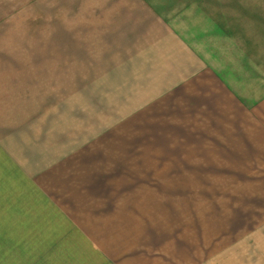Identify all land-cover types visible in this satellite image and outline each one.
Masks as SVG:
<instances>
[{"label":"crops","instance_id":"1","mask_svg":"<svg viewBox=\"0 0 264 264\" xmlns=\"http://www.w3.org/2000/svg\"><path fill=\"white\" fill-rule=\"evenodd\" d=\"M25 1L0 0V264L29 263L23 248H34L33 264H186L167 248L144 247L106 215L97 194L107 186L116 197L110 208L120 210L118 185L129 176L120 178L114 170L120 156L104 144L78 154L73 142L58 146L50 81L41 79L40 66H2L8 34L40 21L34 10L25 14ZM49 6L55 17H66L54 21L96 25L97 38L124 40L129 55L145 56L131 60L128 73L116 66L113 81L121 95L117 116L132 118L123 130L132 149L144 133L138 124L150 142L153 135L165 139V149L184 151L183 143H191L195 166L228 168L235 183L257 184L254 199L264 204V0H50Z\"/></svg>","mask_w":264,"mask_h":264},{"label":"rangeland","instance_id":"2","mask_svg":"<svg viewBox=\"0 0 264 264\" xmlns=\"http://www.w3.org/2000/svg\"><path fill=\"white\" fill-rule=\"evenodd\" d=\"M25 2V14L34 10L40 21L24 23V33L14 29L8 34L2 66H40L41 79L50 81L58 146L73 142V153L78 154L82 148L104 144L120 156L114 170L120 178L125 172L129 176L118 185L123 206L110 208L116 197L106 186L97 194L106 205V215L115 216L122 232L133 231L128 234H135L144 247L167 248L170 256L186 264H264V204L254 199L257 184L235 183L236 176L225 175L228 168L223 166H195L191 143L183 140L184 151L165 149L162 137L153 135L150 142V133L139 124L144 133L135 136L137 149L131 148L130 136L123 130L132 118L128 113L117 116L121 95L120 87H113L115 67L124 66L128 73V63L145 56L129 55L124 40L97 38L96 25L54 21L66 17L54 16L50 0ZM81 138L83 144L77 147ZM127 183L131 187L124 190ZM32 249H22L26 264H33Z\"/></svg>","mask_w":264,"mask_h":264}]
</instances>
